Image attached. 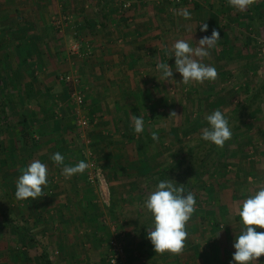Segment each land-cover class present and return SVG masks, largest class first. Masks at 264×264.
Wrapping results in <instances>:
<instances>
[{"label": "crops", "instance_id": "1", "mask_svg": "<svg viewBox=\"0 0 264 264\" xmlns=\"http://www.w3.org/2000/svg\"><path fill=\"white\" fill-rule=\"evenodd\" d=\"M86 1H81V5L88 6ZM115 2L117 0L97 1L101 11H104L102 20L99 19L103 27L109 28L107 24L111 15L108 10ZM131 2L132 7L126 9L128 13L120 14L118 18L112 17L111 24L116 23L117 28L112 26L114 30L108 31L107 28L98 26L101 28L97 31L98 35L93 39L92 35L86 36L87 40L93 43L89 46V42L85 41L90 48L87 50L82 47L80 54H74L70 50L71 53L60 51L56 44L57 32L50 10L54 0H0L1 112H3L1 104L6 103L5 111L1 113L2 118L0 117V148L3 151L0 153V184L3 189L0 190L6 200V207H0V214L6 216H3L5 221H2L0 227L3 230L15 226L21 234H27L28 230L33 233H41L43 229L51 230L49 233L57 230L60 235L56 238L52 234L49 241H43V238L39 239L29 232L32 238L23 237L18 240L24 247L18 253L10 252L7 248L9 244L17 245L18 241L9 240V244L0 242V264H43V246H48L51 251L53 264H59L58 258L61 257L59 252L62 249L64 262L67 263L77 260L89 264L93 261L92 257L99 261L98 247L102 249L104 246L107 250L109 241L108 238L104 239L103 231L109 229L113 234L112 231H115L113 226L120 228L115 223L113 215L116 212L127 211L124 205L118 208L119 196L120 199L122 196L126 204L127 199L136 198L138 187L136 188L137 185L134 184H138L140 180L144 182L146 177L158 169H154L155 161L152 158L148 169L142 168L145 165L143 161H146L145 153L137 155L136 163H133L139 165L137 169L131 167L133 164L129 163L130 160H125L127 162L125 163L113 158L110 154L115 147L112 145L113 141L115 143L116 141L109 133L111 125L103 126L102 122L98 128L90 125L85 134L91 139L95 152L96 149L100 150L97 151L102 157L100 164L110 174L111 204L104 209L97 186L88 181L86 170L82 174L65 178L62 175L64 165H57L51 159L53 154L59 152L64 156L65 165L75 166L83 160L81 147L83 137L78 133L75 104L70 97L73 88L76 87L84 93L86 104L83 112L91 118L96 116L99 120L100 118L108 120L114 116L122 118L127 112L128 117L129 114L131 117V113L133 116H139L138 104L146 102L153 108L159 99L154 98L151 91L152 88L154 91L157 81H163L156 65L161 62L168 63L173 71L175 70L172 45L187 35L183 33L185 25L178 22L177 26L169 25L172 27L170 31L164 25L160 29L154 18H161V15L153 14L152 10L146 7L148 0ZM194 2L198 7L203 5L204 10L210 14L209 0H203L204 3L200 0ZM82 17L85 24L91 21L86 17V13H83ZM83 32L86 34L88 30ZM210 32L211 29L208 28L200 34L205 37ZM76 38L77 36L73 39ZM93 45L96 51H93ZM191 46L196 47L193 42ZM85 51L90 54L96 52L94 56L92 55L93 61L84 58ZM229 66L227 68L232 67ZM73 73L78 76L76 83H67L60 78L61 75ZM176 74L182 79L180 73ZM137 81L144 82L145 86L140 89ZM148 90L151 91L153 98ZM135 94L140 97L138 101ZM131 97L133 101L130 102ZM129 104H133V107L130 108L132 105ZM23 119L27 121L33 138L38 142L36 146L20 140L23 137L19 135L25 131L19 124ZM15 127L17 128L14 129ZM94 127L96 129L93 131ZM162 129L159 128L155 133L160 134ZM122 139L123 145L126 146L128 142ZM33 160H39L48 169V184L44 186V196L35 200L31 198L17 200L16 182L22 170ZM157 165H161V162ZM116 183L132 184V188L130 186L124 188L135 190V194L119 189ZM15 205L16 208L11 207ZM115 209L118 210L113 213ZM136 212L138 213V208ZM13 213L17 217L15 225L7 222V219L13 222L11 220ZM35 245L41 247L38 255L24 252L28 246ZM89 246H94L98 250H94L93 247L90 249ZM69 250H72L71 256L75 257L69 256Z\"/></svg>", "mask_w": 264, "mask_h": 264}, {"label": "rangeland", "instance_id": "2", "mask_svg": "<svg viewBox=\"0 0 264 264\" xmlns=\"http://www.w3.org/2000/svg\"><path fill=\"white\" fill-rule=\"evenodd\" d=\"M81 1L85 0H54V4L51 5L52 16L65 19V25L61 32L55 28L57 32L55 33V41L60 51L69 52L71 42L74 41L73 38L76 36L83 39L84 42H89L88 45L91 46L93 43L88 41L86 36L88 34L92 35L93 39V37L98 35V29L107 28L110 31L114 30V27L117 28L118 25L116 23L111 24L112 17L128 13L126 9L131 8L133 5L131 1L135 0H117L115 4L111 5V9L108 10L111 15L107 24L109 28L100 24L99 19L103 16L104 11L102 12L100 6L97 5L98 0H87L85 3L88 6L81 5ZM194 1L148 0L146 7L150 8L153 14H160L161 18H163L162 20L157 16L156 19L154 18L159 28L164 25L168 27V30H171L172 27H169V25L177 26L178 22L185 25L183 33H187V35H184L185 38L183 40L186 42L191 41L190 45L192 42L195 45L198 44L199 40L204 37L200 34V32H203L200 30L203 23H206L208 28L211 29L210 34H207L208 37L211 36L213 30L219 32L220 39L217 41L216 47L212 48L214 51L208 49L210 55L201 60L205 65L215 67L218 76L214 81H205L202 84L192 82L185 85L174 70L173 76L169 78V81H164V79L163 81H157L154 91L152 90L153 88L151 89L154 98L159 97L156 105L150 108L146 102L141 103L142 105L138 104L139 116L137 117L144 119V131L139 134L134 130L133 113H131V117L130 114L128 117L127 112L124 117L121 116L122 118L114 116L108 118V120L101 118L99 120V117L96 116V123H92L96 128L99 127L100 122H102L103 126L111 125L109 133L116 143L113 141L112 145L115 147L113 149L110 148V150L112 149L110 155L119 161L127 163L125 160H130L129 163L132 162L133 164L136 163L137 155L140 156L145 153L146 156L144 158L146 161H143L145 164L142 166L143 169H148L147 167H149L148 165L152 159L155 161V170L162 164L170 162L174 156L201 141L203 130L210 127L206 119L208 115L216 110H220L224 115L230 112L233 107L247 96V92L251 91L250 84L254 82V79L258 75H262L264 67V37L258 25V12L256 13V10L262 4V0H256L255 4L244 11L237 10L230 4V8H226V10L225 6L228 0H209L211 5L208 11L211 15L204 10L205 7L203 5L198 7ZM202 1L200 0V2ZM127 3L129 5L125 7L124 5ZM182 10H187L190 13V19H184L182 15L177 14ZM83 13H86V17L91 19L88 23L86 22L87 24L82 21ZM184 20H187V22ZM199 22L201 23L199 24ZM98 26H101V28ZM112 26H114L113 29ZM86 29L88 33L84 34L83 30L86 31ZM82 47L84 49L87 48V50L90 48L86 43ZM93 51H96L95 47ZM85 53L84 58H87L88 61L90 59L93 61L94 57L92 55L94 56L96 52L90 54L85 51ZM209 57L210 60H208ZM229 65H232V67ZM227 66L230 68H227ZM137 83H139L140 89L145 86L142 81H137ZM151 91L148 90L153 98ZM134 96L137 97V101L140 99L139 95L135 94ZM133 97H131L130 102L133 101ZM129 105H132L130 108L133 107V104ZM159 109H163V111L160 112ZM172 112H175L178 116L169 118ZM154 115L156 116L154 117ZM157 124L159 127H157ZM95 127L92 128L93 131L96 129ZM159 128L163 129L157 135L158 140H153L152 133L157 132ZM122 138L128 142L126 146L123 145ZM91 147L95 152L94 145ZM142 147H144L143 150ZM97 151L98 149L95 152L96 159L101 162L102 157L98 155L100 150ZM2 152L0 148V153ZM219 160L211 175L202 178L196 184L201 202L195 205L196 211L186 225L188 238L182 254L173 255L167 252L163 255L156 254L154 246L150 240H147V237L136 238L132 234L133 225L138 217L136 210L140 197V186L143 184L142 180H140L141 182L138 181V184H134L135 186L137 185L136 188L138 187L136 198L127 199L126 204L122 196L121 199L119 196L118 208L124 205L127 211L125 213L123 211L116 212L113 215L115 223L120 228L113 226L112 228L115 230L114 232L112 231L113 234H111L109 229L103 231L105 235L103 237L104 239L108 238V240L119 237L123 241L127 255L124 264H235L232 259L235 253L233 244L236 235L240 234L242 228L235 209L242 205L248 196L254 194L259 186H264V109L261 114L252 117L246 125L240 126L238 133L235 134V137L229 143L226 158L222 156V159L220 158ZM160 162L161 165H157ZM138 166L131 165L134 169H137ZM106 174L108 179H110V174L108 172ZM127 174L130 175L128 171ZM116 185L125 192L129 191V193L133 192L135 194V190H126L124 188L126 186L132 188V184L123 183L122 185V183H116ZM0 189H3L1 184ZM1 193L0 190V207L5 208L6 200ZM109 206L104 205L103 207L106 209ZM11 207L16 208V205ZM117 210L115 209L112 212L114 213ZM15 216L14 213L11 216L14 225L17 222V217ZM3 220L4 217L0 214V224ZM10 227L11 229H1L0 242H8L9 244V240L17 242L23 237L30 238L32 234H35L39 239L43 238V241H49L52 234L56 238L60 237L57 230H52L51 233H49L51 230L48 229H43L41 233H33V231L28 230L26 231L28 232L27 234H21L15 229V226ZM257 231L264 232V229L257 228ZM18 246L19 248H17ZM91 247L94 250L100 249L97 252L99 261H97L96 257H92L93 263L90 261L89 264H109L106 259L108 257L107 253H109L108 244L107 250L104 246L102 249L100 246L98 248L89 246L90 249H92ZM7 248L10 252L18 253L24 247L18 241L17 245L12 246L9 244ZM24 252L38 255L41 252V247L36 245L28 246L27 249H24ZM71 252L72 250H69V256L75 257L71 256L73 254ZM59 253V256H61L58 258L59 264L80 263L77 260L69 261L68 263L64 262L63 249ZM253 264H264V256L259 257Z\"/></svg>", "mask_w": 264, "mask_h": 264}, {"label": "clouds", "instance_id": "3", "mask_svg": "<svg viewBox=\"0 0 264 264\" xmlns=\"http://www.w3.org/2000/svg\"><path fill=\"white\" fill-rule=\"evenodd\" d=\"M228 3L237 10L244 11L256 3V0H228ZM184 19H190V13L182 10L179 13ZM208 25L202 24L201 31H207ZM220 39V33L212 31L210 37L201 38L192 47L184 40H177L172 45V57H175V71L182 76V83L188 85L192 82L204 83L216 80L218 73L215 67L205 65L201 60L210 55L208 49L215 48ZM157 69L165 80L173 76V68L168 63H158ZM172 83V81H170ZM178 116L175 112L170 117ZM210 127L205 128L202 139L212 142L219 148H223L225 142L232 137L229 121L225 115L216 110L206 117ZM134 130L137 134L144 131V119L133 116ZM152 139L158 140L155 132ZM51 159L57 165H64L62 175L70 178L76 174H82L89 165L81 160L75 166L64 164V156L59 152L53 154ZM47 166L39 160H33L26 169L22 170L16 182L15 198L17 200H35L44 196V186L48 184ZM196 200L191 192L185 194V187L175 181L167 179L160 181L144 202V208L151 213L153 225L148 230L147 236L154 246L156 254L173 255L182 254L185 242L188 238L186 225L196 211ZM242 225L241 232L236 235L233 247L235 264H253L259 257L264 256V232H258L257 228L264 229V186H259L254 194L248 196L236 209ZM224 228V227H223Z\"/></svg>", "mask_w": 264, "mask_h": 264}, {"label": "trees", "instance_id": "4", "mask_svg": "<svg viewBox=\"0 0 264 264\" xmlns=\"http://www.w3.org/2000/svg\"><path fill=\"white\" fill-rule=\"evenodd\" d=\"M261 2L262 4L260 5V8H256L258 10H256V13L258 12V25L261 29L262 36L264 37V0ZM226 8H230L229 3L225 6V9ZM250 87L251 91L247 92V96L233 107L230 112L225 113V117L229 121V126L233 135L230 140L225 142L223 148H219L212 142L201 139L199 143L188 147L186 151L174 156L170 162L162 164L158 167L156 172H153L150 176L145 178L142 186H140L138 217L132 230V234L135 235L136 238L148 237V230L152 228V216L151 213L144 208V202L148 195L155 190L156 185L160 181L170 179L177 184L184 185L185 194L191 192L195 197L196 204L201 202L196 189L197 182L202 178L211 175V172L217 167V164L220 161L219 159H222V156L226 158L229 150V143L233 140L235 134L238 133L240 126L246 125L252 117L258 116L264 109V67L262 75H258L254 79V82L250 84ZM1 107L4 112L6 103L3 102ZM3 112L0 110V117ZM26 122L25 119L19 121L23 130H25L19 135L23 137L22 139L20 138V140L23 143L28 142L29 144L36 146L38 142L33 138V133L28 128ZM16 128L17 127L14 129ZM18 132H21V130H18ZM4 215L5 214H3V216ZM7 222L9 224L13 223L9 219H7ZM50 254L51 251L49 248L43 246V264H53Z\"/></svg>", "mask_w": 264, "mask_h": 264}, {"label": "built area", "instance_id": "5", "mask_svg": "<svg viewBox=\"0 0 264 264\" xmlns=\"http://www.w3.org/2000/svg\"><path fill=\"white\" fill-rule=\"evenodd\" d=\"M129 4H125L127 7ZM64 20L60 18H53V24L59 31H62L64 27ZM84 40L81 38H76L70 45V51L72 53L80 54L81 48L84 45ZM61 80L67 83H76L78 76L76 74H66L60 76ZM70 97L75 104L76 112V126L78 133L83 137L82 155L83 161H85L89 167L86 169L87 179L90 183L95 184L98 189V195L100 201L109 206L111 204V187L108 176L105 169L101 166L99 161L96 159L95 152L91 147V139L85 134L86 129L92 124L96 123V117H89L83 112L84 106L86 104L85 95L82 90L78 88H73L70 91ZM109 253L107 260L109 264H124L126 262V250L123 241L117 238H111L108 242Z\"/></svg>", "mask_w": 264, "mask_h": 264}]
</instances>
